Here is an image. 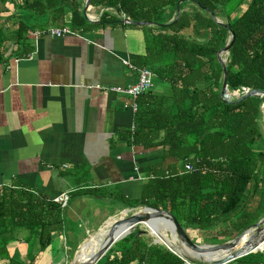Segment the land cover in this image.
Segmentation results:
<instances>
[{
    "label": "trees",
    "instance_id": "16d2710c",
    "mask_svg": "<svg viewBox=\"0 0 264 264\" xmlns=\"http://www.w3.org/2000/svg\"><path fill=\"white\" fill-rule=\"evenodd\" d=\"M244 1L245 10L237 15ZM178 3L181 13L177 16ZM89 4L112 9L132 23L149 24L140 27L144 54L136 56L133 65L148 69L158 83L171 89L170 97L152 96L150 91L137 100L134 130L127 132V143L146 151L161 150L162 157L149 172L138 198L109 195L112 210H161L184 230L207 233L220 228L213 243L233 240L260 221L261 213L264 216L260 126L264 98L225 103L220 98L223 68L218 54L233 37L224 63L229 92L264 93V0H89ZM9 5L13 12L5 16ZM190 5L193 10L183 12ZM80 7L78 0H0V64L7 43L26 55L31 50L29 34L46 30L29 26L27 15L46 16L49 29L67 25L73 33L86 32L92 25ZM67 10L71 11L69 22H65ZM217 18L224 19L229 29L217 24ZM116 20L104 15L99 24L112 25ZM186 33H191V39ZM194 36L207 38L199 42ZM187 166L191 171H186ZM96 194L94 190L77 191L73 198ZM66 206L29 189L0 188V264H37L52 238L68 229ZM21 231L27 232L31 244L23 262L14 260L8 250ZM97 264L186 263L135 230ZM229 264H264V248L262 253Z\"/></svg>",
    "mask_w": 264,
    "mask_h": 264
},
{
    "label": "crops",
    "instance_id": "0c3cea01",
    "mask_svg": "<svg viewBox=\"0 0 264 264\" xmlns=\"http://www.w3.org/2000/svg\"><path fill=\"white\" fill-rule=\"evenodd\" d=\"M78 1L92 25L89 30L50 38L43 35L49 29L47 17L27 15L29 26L46 30H37L41 35L36 39L29 34L31 50L26 55L7 43L0 64V188H25L53 201L67 197L68 229L52 238L37 264H69L86 234L115 213L109 195L138 198L162 157L161 150L146 151L127 143L135 113L123 106L131 100L110 91L136 83V75L123 62L134 66L133 59L143 56V30L123 23L126 18L112 9ZM8 9L5 16L13 12L11 5ZM192 10L190 5L183 12ZM65 14L69 22L71 11ZM104 15L117 20L102 26ZM215 22L225 24L222 18ZM185 36L190 38L191 33ZM206 38L195 37L199 42ZM151 91L152 96H171V89L154 77ZM85 190L97 194L73 198L75 192ZM15 237L8 250L14 260L23 262L30 250L25 245L27 232Z\"/></svg>",
    "mask_w": 264,
    "mask_h": 264
},
{
    "label": "water",
    "instance_id": "95a60500",
    "mask_svg": "<svg viewBox=\"0 0 264 264\" xmlns=\"http://www.w3.org/2000/svg\"><path fill=\"white\" fill-rule=\"evenodd\" d=\"M87 4H89L87 2ZM179 5L176 6L177 16L179 13ZM123 23H126L128 25H133L137 27H148L149 24L146 23H132L128 19H124ZM217 23V22H216ZM219 24V23H217ZM221 25V24H220ZM226 29H229L228 26L224 25ZM232 36V34L230 33ZM234 38L232 37V42L230 45H227L224 49L220 51L218 54V59L220 60L223 68V81L221 86V92H220V98L225 103H230L231 99L236 100V102H242L248 98H264V93L260 91H249L245 92L244 94L238 93V92H229L227 86H226V73H225V67L224 63L225 61L221 60L222 55L228 56V51L230 49V46L233 43ZM264 114V107H262V115ZM151 211L150 215H138V213H135L125 219L119 218L117 221H114V224L110 226L107 232V238L104 241L102 247L100 250L94 255V257L89 260L86 263L79 262V252L77 253V256L69 263V264H97L106 254L107 252L119 241L123 240L130 234H132L137 227H140V225L148 220L149 218H166L171 225L172 232L175 236V238L185 247L188 249L196 252H210V253H221V252H228V256L223 258L222 260L214 263V264H229L235 260H238L240 258H243L245 256H248L253 253H262L264 248V217L258 221L256 224L248 227L246 230H244L239 236L234 238L233 240L226 242L221 245H206V246H198L194 244L190 238L187 236L186 230H184L180 224L177 222V220L169 213L161 211V210H155L151 208H142L141 211ZM128 211L123 210L121 212V215L127 214ZM118 228L124 229V233L121 237L116 239L114 237L115 232ZM252 231V232H251ZM250 232L252 233L250 238H248L247 243L243 245L239 250H235V247L242 242V239L245 235H249ZM142 234H145L144 232H141ZM153 244H159L163 245L167 250H169L172 254L176 255L180 259H182L185 263H188V261L193 262V260H189L179 254H177L172 248L168 247L167 245L161 244L157 241H153ZM199 262V261H198ZM200 264H207L204 262H199Z\"/></svg>",
    "mask_w": 264,
    "mask_h": 264
},
{
    "label": "bare ground",
    "instance_id": "6f19581e",
    "mask_svg": "<svg viewBox=\"0 0 264 264\" xmlns=\"http://www.w3.org/2000/svg\"><path fill=\"white\" fill-rule=\"evenodd\" d=\"M262 112V111H261ZM264 116V114H263ZM263 122V121H262ZM264 124V123H263ZM133 212V211H132ZM151 211H140L138 215H150ZM126 214L122 216L125 217ZM125 219V218H123ZM114 224V221H109L106 225H104L98 237H90V239L82 245L79 252V262L86 263L91 260L94 255L100 250L104 241L106 240L107 232L110 226ZM147 232L151 231L156 237L161 239L165 244L172 248L177 254L193 261L204 262L207 264H214L223 258L228 256V252L221 253H210V252H201L196 253L187 247L183 246L174 236L170 222L166 218H149L145 222L141 224ZM140 225V226H141ZM252 232V231H251ZM249 235H245L242 239V242L239 243L235 250H239L243 245L247 243L248 238H250L251 233ZM124 233V229L118 228L115 232L114 237L118 239ZM264 234V231H263Z\"/></svg>",
    "mask_w": 264,
    "mask_h": 264
},
{
    "label": "built area",
    "instance_id": "2783aa9c",
    "mask_svg": "<svg viewBox=\"0 0 264 264\" xmlns=\"http://www.w3.org/2000/svg\"><path fill=\"white\" fill-rule=\"evenodd\" d=\"M72 34L71 31L66 28H50L48 29L43 35H46L50 38H60L65 35ZM41 34L39 32L31 33V36L36 39ZM123 65L127 67V69L134 73L136 75V83L134 85L127 86L125 88H114L110 91L124 96L126 98H129L131 100V103L124 104V109H130L133 113H136L137 111V100L140 97H143L147 95L153 88V74L151 71L145 68H135L134 66L130 65L128 62L124 61ZM247 92V90H242L241 94H244ZM134 127H132L131 132H133ZM186 171H191V168L189 166L185 167ZM54 203H57L61 205V207H65L67 205V197L66 196H60L59 198L55 199L53 201ZM188 264V263H186Z\"/></svg>",
    "mask_w": 264,
    "mask_h": 264
},
{
    "label": "rangeland",
    "instance_id": "374dc122",
    "mask_svg": "<svg viewBox=\"0 0 264 264\" xmlns=\"http://www.w3.org/2000/svg\"><path fill=\"white\" fill-rule=\"evenodd\" d=\"M227 56L226 55H222V61H225V58ZM263 121V122H262ZM264 116L262 115V119L260 121V126H261V131H262V134L264 136ZM99 198V197H97ZM99 202V201H97ZM261 207H264V193H263V199L261 201ZM142 208H136V209H126L127 214L125 215V217H123L121 215V212L122 211H115V213H113L108 219L104 220L102 222V225L99 227V228H96V230H94L93 232H88V234H86L85 238L87 239L85 242H87L90 237H98V235L100 234L101 230L103 229L104 225H106L109 221H117L119 218H127L135 213H138L139 211H141ZM111 210V209H109ZM133 211V212H132ZM263 213H261V218L260 220L264 217L262 215ZM263 216V217H262ZM98 226V225H97ZM99 229V230H98ZM135 230L137 231H140V232H144L145 233V236L150 238L152 240V243L153 241L156 239L159 240V241H162L161 239H159L158 237H156L151 231L147 232L146 229L141 225L140 227H137ZM186 233H187V236L190 238V240L198 245V246H206V245H220V244H216V243H213L211 242V239H214L216 237H218V234L221 233V229L220 228H214L212 229L211 231L207 232V233H199L197 232L196 230H194L193 228H188L186 229ZM89 238V239H88ZM215 240V239H214ZM163 242V241H162ZM165 243V242H164ZM85 244V243H84ZM28 246H30L31 244L28 242L27 244H25ZM73 252L69 253V255L71 256ZM78 253V252H77ZM77 256V254L75 255V257ZM73 259V258H72ZM193 262H196L198 263V261H193Z\"/></svg>",
    "mask_w": 264,
    "mask_h": 264
}]
</instances>
